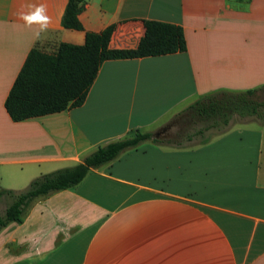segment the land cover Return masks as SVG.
Returning <instances> with one entry per match:
<instances>
[{"label":"crops","instance_id":"0c3cea01","mask_svg":"<svg viewBox=\"0 0 264 264\" xmlns=\"http://www.w3.org/2000/svg\"><path fill=\"white\" fill-rule=\"evenodd\" d=\"M66 3L0 0V188L23 189L135 128L165 137L156 132L208 92L264 84V0H85L82 28L62 25ZM41 4L51 22L37 36L19 14ZM147 18L180 24L187 48L105 59L81 105L11 118L5 99L31 47L83 43L109 24V46L135 47ZM0 264H264V126L122 151L3 226Z\"/></svg>","mask_w":264,"mask_h":264},{"label":"trees","instance_id":"16d2710c","mask_svg":"<svg viewBox=\"0 0 264 264\" xmlns=\"http://www.w3.org/2000/svg\"><path fill=\"white\" fill-rule=\"evenodd\" d=\"M84 2L67 0L61 18L63 26L83 27L79 13ZM144 26L138 44L130 48L109 46L114 24L98 31L86 30L83 43L61 41L52 51L37 45L31 47L6 96L7 112L12 119L21 120L81 105L105 59L156 55L187 48L180 24L147 18ZM262 91L264 84L208 92L169 118L171 130L165 137L135 128L121 138L98 145L81 161L34 176L23 189L1 187L0 198L6 196L9 202L0 213V230L11 221H22L26 208L36 197L75 185L91 168L111 161L142 141L150 139L175 147H188L205 143L245 119L264 126V99L259 96Z\"/></svg>","mask_w":264,"mask_h":264},{"label":"clouds","instance_id":"9594fccd","mask_svg":"<svg viewBox=\"0 0 264 264\" xmlns=\"http://www.w3.org/2000/svg\"><path fill=\"white\" fill-rule=\"evenodd\" d=\"M31 11L21 12L20 18L24 21V23L28 26L38 25V30L36 35L39 36L41 32L47 30L50 24V17L47 15L46 6L41 4L37 6H32Z\"/></svg>","mask_w":264,"mask_h":264},{"label":"rangeland","instance_id":"374dc122","mask_svg":"<svg viewBox=\"0 0 264 264\" xmlns=\"http://www.w3.org/2000/svg\"><path fill=\"white\" fill-rule=\"evenodd\" d=\"M259 96L264 99V91L260 92V95ZM235 125H242V126L245 125V126H249V127H258V128L261 126V125H259L258 122L254 121V120H248V121H246V119H245L244 122L235 123ZM209 131H211V130H208L207 132H209ZM196 139L197 138H195L194 140H196ZM1 183H6V179L4 177H3V179L0 178V184Z\"/></svg>","mask_w":264,"mask_h":264},{"label":"flooded vegetation","instance_id":"af4514ba","mask_svg":"<svg viewBox=\"0 0 264 264\" xmlns=\"http://www.w3.org/2000/svg\"><path fill=\"white\" fill-rule=\"evenodd\" d=\"M169 130H171V125H169L168 128H166L165 130H161V133L164 134L165 132H168Z\"/></svg>","mask_w":264,"mask_h":264},{"label":"water","instance_id":"95a60500","mask_svg":"<svg viewBox=\"0 0 264 264\" xmlns=\"http://www.w3.org/2000/svg\"><path fill=\"white\" fill-rule=\"evenodd\" d=\"M168 126H169V124H167L166 126H163L162 128H161V130H165L166 128H168ZM161 133V131L159 130L158 132H156V134H160Z\"/></svg>","mask_w":264,"mask_h":264}]
</instances>
